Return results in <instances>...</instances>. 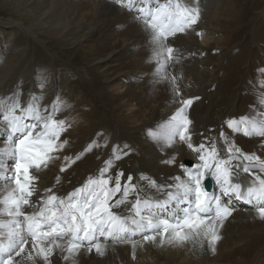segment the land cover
Segmentation results:
<instances>
[{
    "label": "bare ground",
    "instance_id": "obj_1",
    "mask_svg": "<svg viewBox=\"0 0 264 264\" xmlns=\"http://www.w3.org/2000/svg\"><path fill=\"white\" fill-rule=\"evenodd\" d=\"M183 2L190 4L192 0H183ZM262 2L264 3L263 0ZM6 4L12 14L10 21L5 22L3 29L0 30V45H4L5 42L2 40L4 37H10V40L17 37L19 41V30H22L38 35L40 41H48L47 47L53 45L63 47L56 55L65 56L71 50L81 51L84 66L92 73L90 75L93 79L92 88L99 91V95L97 94L99 100L95 101L97 105L90 100L88 101L90 107L101 104L111 106L117 117L115 129L122 135L116 138L117 133L110 128V126L114 127V122L108 123L105 119L106 112L92 116L91 120L95 124L96 131L94 135L92 134L94 126L88 121L85 128H91L89 133H84L83 129L75 132L69 128L61 137L68 143L63 151L56 153L59 159L52 161L46 170L36 173L37 195L33 196V200L48 188H52L58 196H66L73 189L80 187L90 175H96L98 169L102 168L104 162L110 158L115 139L122 141L125 138L128 145L126 151H130V154L115 161L111 174L114 175L118 170H122L125 177L131 174L133 183L139 182L140 188L143 189L140 193L142 197L163 199L166 194L157 193L155 189L148 187L147 181H138L141 174L153 178L161 185L173 183L171 178L175 176L186 178L180 165L185 159L196 163L197 154L181 143L161 151L149 136V132L167 121L180 105L171 103L173 95L170 84L153 83L154 64L146 62L150 55L148 34L143 24L132 18V13L113 0H10ZM205 5H210L207 13L203 12ZM255 6L253 2L245 4L241 0H200L199 25L194 26L195 30L177 34L169 40V43L179 50L178 55L181 59L179 63L170 65L168 71H177L178 67L188 66L190 74L187 78L177 75L182 78L178 81L182 97H199L194 99L195 103L208 105L209 113L192 117L193 143L198 144L206 138L210 140L215 137L218 147H221L219 134L223 129L229 137L236 140L242 151L248 154L255 152L264 159V147H260L264 138L249 139L233 134L224 124L228 118L239 117L249 112V106L255 100L253 85L257 81V70L264 68V43H262L264 37H261V26L257 25V28L255 27L257 30H254L251 37L247 41L243 40L245 13ZM197 32L202 35H197ZM15 39L13 44L10 45L9 40L2 47L5 48L4 51L0 50V97L12 93L18 85H22L24 92L22 100L27 99L31 92L42 94L45 97L42 103L45 105L50 104L57 95L65 100L68 107L57 118L66 119L68 124L72 123L69 122L68 116L90 113L84 111L87 103L73 96L75 89L71 84L74 83L72 80L76 75L70 69L58 71L59 68L54 66L52 59H58V56L53 55L48 58L46 64H41L37 59L45 57L43 55L46 54L36 47L38 57L35 58V62L32 61L30 67L32 72L30 71L31 74L28 76H23L19 70V57L13 52ZM65 62L75 65L70 61ZM42 74L46 76L48 83L41 92L37 81ZM100 77L104 84L98 81ZM78 83L86 88L84 82L78 81ZM233 92L237 95V99L233 97L236 99V106L230 104L232 99L229 101ZM144 96L153 103L150 108H146L141 102ZM79 107H84V110H79ZM123 130L126 132L123 133ZM94 141L100 147L85 152ZM116 144L120 145V142ZM83 145L88 146L82 148ZM77 155H82L83 158L61 172L60 168L66 163L64 157L74 158ZM173 155L176 157L173 165L162 163ZM135 159L140 163L138 170L132 163ZM57 177L59 183L56 182ZM240 179L248 181L251 177L241 173ZM214 192L218 194L217 186ZM129 199L133 200L135 197L130 196ZM235 203L236 210L219 229L221 239L216 244L215 253L208 248L207 242L203 249L192 247L190 244L174 247L144 242L137 244L133 258L131 244H113L109 241L104 256H98L95 251L88 253L87 249L83 248L74 258V262L75 264H264V221H261L253 210L246 208L245 204ZM129 208L130 205H122L114 211L128 215ZM52 259L54 264H65L59 254Z\"/></svg>",
    "mask_w": 264,
    "mask_h": 264
},
{
    "label": "snow or ice",
    "instance_id": "obj_2",
    "mask_svg": "<svg viewBox=\"0 0 264 264\" xmlns=\"http://www.w3.org/2000/svg\"><path fill=\"white\" fill-rule=\"evenodd\" d=\"M113 2L143 24L150 46L146 62L154 64L153 83L170 84L171 103L180 105L167 121L149 132L151 140L161 151L181 143L197 154V162L191 167L181 164L186 178L172 177L171 184H157L141 174L138 181H147L148 187L166 194L163 199L142 197L143 189L139 182L133 183L131 174L125 177L122 170L111 174L115 161L130 154L126 151L128 145L114 144L104 166L80 187L66 196H58L48 188L33 200L37 195L36 173L59 159L55 153L63 151L68 143L61 137L70 125L66 119L57 118L68 104L57 95L45 105V97L36 92L22 100L23 88L18 85L15 91L0 97V264H54L52 257L57 254L65 264H75L74 258L83 248L104 256L109 241L131 244L133 258L137 244L144 242L174 247L190 244L201 249L207 242L215 253L221 239L219 229L236 210L235 202L250 206L264 221V159L255 152L242 151L223 129L219 134L221 147L215 137L193 143L188 109L199 97L183 98L178 83L181 77L168 71L181 59L179 50L169 40L195 30L201 19L200 0L190 4L183 0ZM47 83L42 74L37 81L41 92ZM253 95L249 112L228 118L224 124L233 134L264 138V68L257 70ZM104 143L107 146L106 140ZM97 147L100 145L94 141L85 152ZM81 158L82 155L64 157L66 163L60 171H66ZM175 160L173 155L162 163L173 165ZM241 173L251 180H241ZM209 179L215 182L218 194L208 191ZM130 196L135 199L130 200ZM122 205H130L128 215L114 211Z\"/></svg>",
    "mask_w": 264,
    "mask_h": 264
},
{
    "label": "rangeland",
    "instance_id": "obj_3",
    "mask_svg": "<svg viewBox=\"0 0 264 264\" xmlns=\"http://www.w3.org/2000/svg\"><path fill=\"white\" fill-rule=\"evenodd\" d=\"M8 1H10V0H0V30L1 29H3L2 27H4V23L5 22H7V21H10V16H11V12L10 11H8L9 9V6L6 4V2H8ZM264 1V0H263ZM241 2L242 3H245L246 4V2L247 3H249V2H253L256 6L252 9V10H249L248 9V12L247 13H245L246 14V22L243 24V28L245 29V35H244V41H247L248 40V38L249 37H251V34H253V32H254V30L257 28V25L259 26H261V28L262 29H260V31H261V37H264V6H263V2H262V0H241ZM257 2H258V4H257ZM258 5V6H257ZM206 6V5H205ZM204 6V10L205 11H203V12H209V7H210V5L209 6H206L205 7ZM253 7V6H252ZM257 7V8H256ZM261 7V8H260ZM256 9V10H255ZM255 11H256V13H255ZM257 12H258V14H257ZM254 15H253V14ZM262 15V16H261ZM260 16V17H259ZM257 18V19H256ZM255 22H254V21ZM12 21V20H11ZM199 23L200 22H198V24L197 25H199ZM254 23V24H253ZM253 27V28H252ZM256 27V28H255ZM5 29V28H4ZM257 30V29H256ZM19 38H20V40L18 41L17 39V37H16V39L15 38H13V40L15 39V42H16V44H14V47H13V50H15V51H13L14 52V54H16V57H19V61H20V68H19V70H20V72H22V75L23 76H28V75H30L31 73H30V71L32 72V70H31V65L33 64V62L32 61H34L35 62V58H37L38 56V54H37V51H36V47L38 48V49H40V50H42L43 52H44V54H46V55H43V56H45V57H43V58H39V59H37L41 64H46V61H49V59L51 58V56H55L56 55V53H58V52H60L62 49H63V47H61L60 45L58 46V45H53L52 47H47V45L46 44H48L49 42L47 41V42H44V40H38V35H34V34H30V33H26V32H24V31H22V30H19ZM21 36H25V37H21ZM24 39V40H23ZM2 40L5 42L4 43V45H6L7 43H8V41L10 40V37H4V38H2ZM13 40L11 39L10 41H9V44L11 45V44H13ZM23 40V41H22ZM38 40V41H37ZM262 43H264V39L262 40ZM37 44V45H36ZM4 45L2 46V45H0V50H2V51H4L5 50V48H2V47H4ZM264 45V44H263ZM6 47V46H5ZM264 48V47H263ZM54 52V53H53ZM81 51H76V50H74V51H70V52H68L67 53V55H65V56H61V55H56V56H58V59L56 58H53L52 60H53V63H54V66L55 67H57V68H59L58 69V71L59 70H65V68L66 69H70V71L72 72V73H74L76 76H75V78L72 80V82H74V83H72L71 85H72V88L74 87V89H75V94H73V96H75V97H77V98H80L81 99V101L83 102V101H85V103H87L86 104V108H85V110H84V107H79V110H84V111H88V112H90V113H87L86 115L84 114L83 115V113H81V114H76V116L75 115H70V116H68L69 118H68V120H69V122H72V123H70L69 125H71L69 128L72 130V131H75V132H80V131H82V129H83V131H84V133H89V131L91 130V128L90 127H87V129L85 128L86 126H85V124L87 123V121H88V123L90 122L91 123V125H93L94 127L92 128V134L94 133L95 134V124L93 123V120H91L92 119V116H96V115H101V114H103L104 112H106L105 114H106V117H105V119L108 121V123L110 122V123H113V125H114V127H112V126H110V128H112L113 130H114V132H116L117 134L115 135L116 136V138H119L120 136H122L121 135V133L119 132V131H117L116 129H115V126H116V121L115 120H117V117L115 116V111H112V109H111V106H109V105H105V104H101V105H98L99 106V109H98V106L97 107H95V106H92V108L90 107L91 106V104H90V102H88V101H90L91 100V102L92 103H94L95 105H97V103L95 102V101H98L99 99V91L97 90V89H95L94 87L92 88V82H93V79L90 77V75H92V73L91 72H89V70L87 69L88 67H85L84 65H85V63H84V57L82 56V53H80ZM4 54V53H3ZM50 57V58H49ZM24 58H25V60H24ZM30 58V60H28ZM49 58V59H48ZM26 60H28V61H26ZM62 61V62H61ZM65 61H70V62H73L75 65H69V64H66V62ZM26 65V66H25ZM30 65V66H29ZM62 68H64V69H62ZM180 68H182V69H180ZM188 69H189V67L188 66H185V67H178L177 68V71H171L170 73L172 74V75H175V76H177V75H180V76H183L182 78H187L188 76H189V74H190V71H188ZM29 72V73H28ZM81 72H83V73H81ZM179 73H181V74H179ZM183 73V74H182ZM79 75H81V76H79ZM89 75V76H88ZM96 75V74H95ZM94 75V76H95ZM98 76H99V74H97ZM82 77V78H81ZM248 77V76H247ZM78 78H79V80H78ZM85 80H84V79ZM94 78H96V76L94 77ZM181 78V79H182ZM97 79V78H96ZM87 80V81H86ZM103 79H101V77L99 78V82L100 83H102V84H104V82L102 81ZM78 81H82V82H84V86L86 87V88H84V87H82V85H80L79 83H78ZM87 85V86H86ZM79 86V87H78ZM82 88V89H81ZM90 88V89H89ZM81 89V90H80ZM124 90H126V88H124ZM79 91V92H78ZM94 93H93V92ZM82 93H83V95H82ZM86 93V94H85ZM90 94V95H89ZM98 94V95H97ZM96 95V96H95ZM81 96H82V98H81ZM87 96H89V97H87ZM141 97H142V95H141ZM233 97H236V99H237V95L235 94V92H233L232 94H231V96H230V98H229V101H230V99H232L231 101H230V104H233L234 106H236V104H235V98H233ZM145 98V99H144ZM143 99V100H142ZM144 100H146V101H144ZM73 101H75V100H73ZM141 102L144 104V106L146 107V108H150V106H152L153 105V103L151 102V100H149V99H147L145 96L143 97V98H141ZM146 102V103H145ZM148 102V103H147ZM150 102V103H149ZM236 103H237V101H236ZM84 104V103H83ZM88 104H89V107H88ZM149 105V106H148ZM196 105V106H195ZM198 105V106H197ZM201 106V107H200ZM110 107V108H109ZM109 110H108V109ZM97 110V111H96ZM91 112H92V114H91ZM101 112V113H100ZM103 112V113H102ZM206 112L207 113H209V109H208V105H206V104H201V103H195V102H193V104L191 105V107L188 109V115H189V118L192 120V117H194V116H201V115H204V114H206ZM109 113V114H108ZM111 113V114H110ZM108 114V115H107ZM192 114V115H191ZM88 115V116H87ZM83 117V118H81V117ZM74 117H76V118H74ZM110 117V118H109ZM80 120H79V119ZM90 119V120H88V119ZM108 118V119H107ZM71 120V121H70ZM79 120V121H78ZM84 120V121H83ZM84 122V124H83V122ZM193 121V120H192ZM75 122V123H74ZM76 123H77V125H76ZM81 123V124H80ZM89 123V124H90ZM96 124H98L97 122H96ZM193 124V123H192ZM78 125H79V127H78ZM82 126V127H81ZM81 127V128H80ZM68 128V129H69ZM192 129V128H191ZM80 130V131H79ZM88 131V132H87ZM126 131L125 130H123V133H125ZM93 134V135H94ZM108 137V136H107ZM1 139V138H0ZM110 139V138H109ZM256 139V138H255ZM125 140V138L121 141V140H117V139H115L114 141H113V143L114 144H116L117 142H120V146L121 147H123L124 145H127V143H126V140ZM236 141V140H235ZM236 144H238L237 142H235ZM263 143H264V141H263ZM178 144V143H177ZM88 145H83V146H81L82 148H85V147H87ZM238 146V145H237ZM238 147H240V145L238 146ZM127 150V149H126ZM55 155H56V153H55ZM109 155H110V153H109ZM69 157H71V156H69ZM83 158V157H82ZM107 158H108V156H107ZM134 162H136V164H134V162H132L133 163V165L135 166V169L136 170H138V169H140V163L139 162H137V159H135V160H133ZM188 163V164H187ZM190 163V164H189ZM182 164H185V165H187V166H189V167H191L193 164H194V162L192 161V160H190V159H185L184 161H182ZM58 167V166H57ZM163 176V178L165 177V175L163 174L162 175ZM162 178V179H163ZM245 207L246 208H249V209H251L250 208V206H248V205H245Z\"/></svg>",
    "mask_w": 264,
    "mask_h": 264
},
{
    "label": "water",
    "instance_id": "obj_4",
    "mask_svg": "<svg viewBox=\"0 0 264 264\" xmlns=\"http://www.w3.org/2000/svg\"><path fill=\"white\" fill-rule=\"evenodd\" d=\"M208 189L210 188V185H208V187H207Z\"/></svg>",
    "mask_w": 264,
    "mask_h": 264
}]
</instances>
